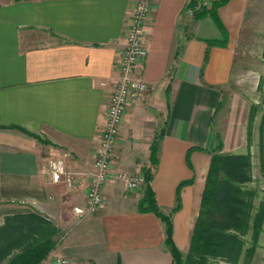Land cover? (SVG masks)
Returning a JSON list of instances; mask_svg holds the SVG:
<instances>
[{"label": "crops", "instance_id": "0c3cea01", "mask_svg": "<svg viewBox=\"0 0 264 264\" xmlns=\"http://www.w3.org/2000/svg\"><path fill=\"white\" fill-rule=\"evenodd\" d=\"M138 1L0 0V228L16 216L50 221L57 246L41 264L57 256L71 264H174L165 223L139 211L143 185L129 189L114 179L103 189V207L96 213L87 208L117 63ZM189 1L154 0L149 54L138 66L151 90L129 108L112 166L130 175L151 168L156 203L167 216L179 185L190 181L171 216L173 242L184 256L215 154L249 156L246 187L264 200V114L251 116L259 80L247 88L252 70L244 66L243 41L255 26L264 31V0H229L218 8L228 40L210 48L207 41L224 40L223 33L210 16L194 19ZM53 158L65 159L74 188L51 181ZM248 264H264V225Z\"/></svg>", "mask_w": 264, "mask_h": 264}, {"label": "trees", "instance_id": "16d2710c", "mask_svg": "<svg viewBox=\"0 0 264 264\" xmlns=\"http://www.w3.org/2000/svg\"><path fill=\"white\" fill-rule=\"evenodd\" d=\"M229 0H216L210 8H203L193 15L194 19L210 16L223 33L224 40H208L212 46H225L228 33L218 18V8ZM190 2L188 7H193ZM209 49L205 61L208 60ZM253 114H251L252 116ZM219 139L217 151L221 149ZM159 142L151 147V162L157 164ZM192 150V149H191ZM188 153L187 161L189 162ZM145 177L144 195L139 202V211L156 214L166 225V246L174 264H219L218 261L237 264L243 254L250 258L264 225V200L255 210L256 189L247 188L252 181L251 159L247 155L213 156L202 195L201 210L195 224L189 252L184 256L173 242L172 214L181 207V190L190 181H183L177 189L176 205L171 215L163 214L156 203L153 191L152 169L143 173ZM251 232L252 245L246 248L245 237ZM58 230L47 219L36 215L7 218L0 228V264H41L57 246Z\"/></svg>", "mask_w": 264, "mask_h": 264}, {"label": "built area", "instance_id": "2783aa9c", "mask_svg": "<svg viewBox=\"0 0 264 264\" xmlns=\"http://www.w3.org/2000/svg\"><path fill=\"white\" fill-rule=\"evenodd\" d=\"M192 1L195 5L188 7L191 16L203 8H210L216 0H191L189 4ZM153 7L154 0H139L130 15L125 47L117 63L118 77L110 92L106 121L100 133L94 161V172L90 175L87 188V208L90 213H96L103 207V189L110 181L123 179L129 189H136L145 182L143 174L115 173L112 166L120 130L129 108L143 103L151 90L150 83L139 73L138 66L149 54L146 33ZM48 173L55 184L65 183L69 188H74L77 184L74 175L68 172L64 158L51 159ZM53 264H71V261L64 256H57Z\"/></svg>", "mask_w": 264, "mask_h": 264}, {"label": "rangeland", "instance_id": "374dc122", "mask_svg": "<svg viewBox=\"0 0 264 264\" xmlns=\"http://www.w3.org/2000/svg\"><path fill=\"white\" fill-rule=\"evenodd\" d=\"M260 23L261 20L259 19V23L257 24ZM253 29H255L253 34L248 35V37H246L247 34H244V38H243V41H246L244 42V50L246 49V51L249 53L248 58L244 60V66L247 68V70L250 69L252 70V72H247L246 84L248 89L252 84L254 85L256 81L259 80V87L258 90H256L257 92L256 98L259 96V98H257L259 104L254 105L251 111L252 114L255 117H257L264 114V31L262 30L261 27H257V26H255ZM258 195L254 200V206H255L254 212H256V209L259 207L260 203L262 202V201L260 202ZM245 239L247 240L246 248L251 247L252 245L251 232L245 237ZM248 261L249 258L245 256L244 263L241 261L240 264H248ZM219 264H224V263H219Z\"/></svg>", "mask_w": 264, "mask_h": 264}]
</instances>
